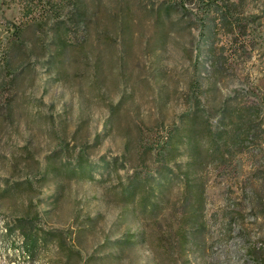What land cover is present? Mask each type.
<instances>
[{
	"label": "rangeland",
	"instance_id": "obj_1",
	"mask_svg": "<svg viewBox=\"0 0 264 264\" xmlns=\"http://www.w3.org/2000/svg\"><path fill=\"white\" fill-rule=\"evenodd\" d=\"M81 12L85 29L71 21ZM65 47L71 60L57 74ZM109 105H120L121 129ZM189 110L222 138L217 152L179 160L206 198L181 256L177 243L144 242L116 193L140 163L125 161L124 136L140 125L155 146ZM55 153L87 156L95 179L46 183ZM14 181L24 184L0 197V264H66L56 242L33 260L7 231L30 201L38 229L66 236L82 264H158L157 254L164 264H264V0H0V190Z\"/></svg>",
	"mask_w": 264,
	"mask_h": 264
},
{
	"label": "trees",
	"instance_id": "obj_2",
	"mask_svg": "<svg viewBox=\"0 0 264 264\" xmlns=\"http://www.w3.org/2000/svg\"><path fill=\"white\" fill-rule=\"evenodd\" d=\"M166 10L169 11L168 8ZM71 21L77 28H86L83 12ZM223 21L225 24L229 23L226 17ZM87 35L90 34L85 32L82 39H78L77 42L86 41ZM83 44H78L82 46V50L86 49ZM56 56L54 69L57 74H60L59 69H62V66L59 65V61L64 59L70 62L71 57L66 47ZM103 66V59L97 58L96 69H103ZM119 107L120 105L108 106L112 113L110 124L117 129H121L120 118L116 115ZM134 129L140 131L135 137L130 134L124 136V159L126 161L128 156L136 154L140 163L135 165L133 177L126 184H122L116 193L117 202L127 212L136 213L146 232L143 237L144 242L148 244L177 243L182 256L186 251L190 235L203 225L206 198L204 191L199 190L200 187L192 181L190 172L183 171L179 160L187 155L196 161L205 153L209 154V151L217 152L222 137L212 129L208 119L204 121L200 112L192 110L180 115L178 122L168 127L155 146L143 143L140 125L134 126ZM151 161L157 164L155 168ZM121 164L124 166L123 159ZM171 164L176 166L177 171L173 170ZM97 168L98 165L92 163L85 155L77 157L73 164L62 161L55 153L49 157L46 167L41 170L40 178H43L46 183L54 178L92 181L95 179ZM26 182L33 187V179L28 178ZM23 184L22 181H14L10 186L0 190V197L15 192ZM177 195H180L178 199ZM33 206V202L30 201L28 207L17 214L14 224L7 228L9 233L15 230L20 232L26 255L34 260L41 248L46 249L51 242H56V253L62 261L65 260L66 264H82V251L75 247V244L70 246L66 236L55 232H42L38 229L37 222L40 218L39 214L33 210ZM126 242L134 244L132 240ZM164 251L167 253V259L171 257V249L166 245H164ZM165 260L157 254L158 264H164Z\"/></svg>",
	"mask_w": 264,
	"mask_h": 264
}]
</instances>
